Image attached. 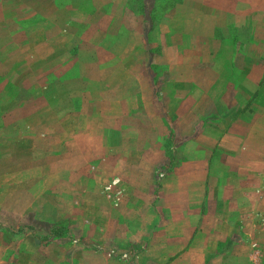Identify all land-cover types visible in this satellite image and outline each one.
Segmentation results:
<instances>
[{"label":"rangeland","instance_id":"374dc122","mask_svg":"<svg viewBox=\"0 0 264 264\" xmlns=\"http://www.w3.org/2000/svg\"><path fill=\"white\" fill-rule=\"evenodd\" d=\"M7 1L0 27V253L39 264L35 248L76 242L96 249L99 264L128 261L131 245L123 252L106 240L94 245L81 230L88 237L93 228L143 233L155 226L159 181L177 164L183 134L202 125L218 134L231 126L234 118L222 116L236 103L245 119L259 111L256 99L240 100L234 86L253 61L264 62L252 56L264 55V13L251 12L248 26L205 27L201 15L194 25L184 14L176 20L171 7L183 0ZM162 49L173 64L177 52L200 60L209 53L210 61L190 69L215 62L226 89H167L176 77L154 61ZM230 53L226 74L221 66ZM178 104L191 121L208 106L209 113L202 122L180 120ZM221 163L213 150L209 173ZM29 198L32 209H3ZM14 241L16 250L3 249ZM48 252L55 260L58 252Z\"/></svg>","mask_w":264,"mask_h":264},{"label":"crops","instance_id":"0c3cea01","mask_svg":"<svg viewBox=\"0 0 264 264\" xmlns=\"http://www.w3.org/2000/svg\"><path fill=\"white\" fill-rule=\"evenodd\" d=\"M6 3L7 0H0V27L5 24L2 19L9 7ZM171 11H174L176 20L183 14L187 15L192 25L201 15L200 22L204 19L205 27L209 23L210 26H248L252 24L254 12L256 18L264 13V2L183 0L171 7ZM167 51L162 49L153 56L154 61L167 64L170 79L176 77L175 84L171 80L164 84L167 89L218 92L226 89L223 79L217 80L225 72L218 70L215 62L202 70L190 69L195 61L200 60L199 57L185 58L177 52V62L173 64V57L167 56L172 53ZM232 51L234 53V46ZM200 56V61L211 60L207 52ZM252 56L264 59L262 54ZM225 58L224 66H219L228 69L226 74H229L233 54H226ZM177 67L180 70H176ZM172 71L177 72L174 75ZM263 76L264 62L255 60L234 86L240 100L256 99L257 113L245 119L240 115L242 107L236 103L230 105L227 114L222 116L226 120L231 116V121L234 118L231 126L218 134L210 132L205 125L188 135L183 134L188 139L182 146L177 164L159 181L156 196L160 209L154 216L159 221L155 226L145 228L143 233L115 232L111 229V232L102 234L93 228L89 230L88 237L81 230L82 236L90 243L97 239L106 240L107 247L111 245L121 252L129 250L128 245H131L132 252L126 254L128 261H120V264H264V132L260 131L264 124V99H260L264 90ZM187 104L191 106L189 101ZM208 107L201 117L208 115ZM178 113L180 120H188L190 116V112L187 115L180 107ZM201 117L188 121L202 122ZM118 135L122 138L130 136ZM213 150L222 154V168L212 170L210 174L209 161ZM209 176L211 180H208ZM32 208L30 198L23 201L14 199L3 207L14 213ZM198 220L199 226L196 225ZM96 225L93 224L95 228ZM81 246L76 242L50 243L42 245L40 252L36 248L34 251L41 253L39 264L100 263L95 259L96 249L89 245L84 251ZM3 249L16 250V241L3 245ZM53 249L58 252L55 260L48 252ZM4 256L0 253V264H30V255L21 260ZM102 264L119 263L108 258Z\"/></svg>","mask_w":264,"mask_h":264}]
</instances>
